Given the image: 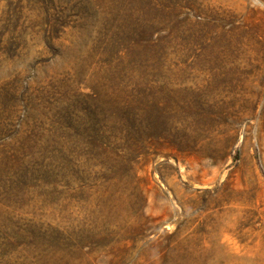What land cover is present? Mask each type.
<instances>
[{
    "label": "rangeland",
    "instance_id": "obj_1",
    "mask_svg": "<svg viewBox=\"0 0 264 264\" xmlns=\"http://www.w3.org/2000/svg\"><path fill=\"white\" fill-rule=\"evenodd\" d=\"M0 264H264V0H0Z\"/></svg>",
    "mask_w": 264,
    "mask_h": 264
}]
</instances>
